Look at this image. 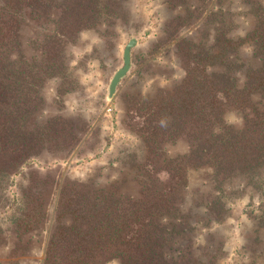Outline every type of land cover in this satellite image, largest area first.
I'll return each mask as SVG.
<instances>
[{
  "label": "trees",
  "instance_id": "16d2710c",
  "mask_svg": "<svg viewBox=\"0 0 264 264\" xmlns=\"http://www.w3.org/2000/svg\"><path fill=\"white\" fill-rule=\"evenodd\" d=\"M198 1L197 6L166 0L175 14L156 43L174 46L181 79L152 94L129 96L125 122L145 150L144 161L133 164L137 196L124 194L117 181L60 189L43 264H184L186 251L167 259L178 225L164 219L177 211L187 172L209 167L219 184L234 178L252 183L264 170V0H236L249 27L239 36L231 34L239 15L231 10L233 0ZM122 2L0 0V178L42 152L79 141L65 118L40 119L41 93L48 80L66 74L68 48L81 32L126 18ZM199 21L198 42L179 36L180 29ZM31 23L49 29L32 32L24 43L22 28ZM25 46L35 53L27 55ZM243 48L250 57L242 58ZM230 112L241 124L226 120ZM178 141L187 152L169 157L165 147ZM25 201L37 224L41 203ZM28 224L19 228L29 231ZM257 225L264 229V218ZM240 249L248 264H264L253 256L264 250L259 236Z\"/></svg>",
  "mask_w": 264,
  "mask_h": 264
},
{
  "label": "rangeland",
  "instance_id": "374dc122",
  "mask_svg": "<svg viewBox=\"0 0 264 264\" xmlns=\"http://www.w3.org/2000/svg\"><path fill=\"white\" fill-rule=\"evenodd\" d=\"M189 3L198 6L201 2ZM233 3L231 10L239 15L231 34L239 36L249 27L242 8L236 0ZM122 7L125 19L81 32L68 48L66 74L44 84L40 119L65 118L79 141L60 151L42 152L0 178V264H43L58 191L63 187L109 186L117 181L124 194H138L133 164L144 161L145 150L125 122L129 96L142 97L156 88L169 87L181 79L183 71L174 46L156 47L164 23L175 14L166 0H124ZM48 29L35 23L23 26V42L32 32ZM202 29L200 21L191 23L180 29L179 36L198 42ZM131 38L137 44L131 50L130 70L108 99L110 80L122 66V52ZM25 52L35 53L28 46ZM240 55L248 58L250 50L243 48ZM226 120L241 124L240 116L232 112ZM165 148L172 158L187 152L182 141ZM252 180L234 178L218 184L211 168L190 169L187 186L177 197V211L164 219L178 225L172 235L175 243L165 252L167 259L176 260L178 251H186L189 256L183 258L184 264H248L241 245H251L256 236L264 242V229L258 231L257 225L264 218V170ZM26 198L41 203L37 224L32 223L35 218L27 211ZM26 221L29 231L23 232L19 226ZM256 254L264 262V250H256L253 256Z\"/></svg>",
  "mask_w": 264,
  "mask_h": 264
},
{
  "label": "water",
  "instance_id": "95a60500",
  "mask_svg": "<svg viewBox=\"0 0 264 264\" xmlns=\"http://www.w3.org/2000/svg\"><path fill=\"white\" fill-rule=\"evenodd\" d=\"M137 40L131 38L124 46L122 52V66L112 76L108 86V99H112L121 79L125 77L131 67V50L136 46Z\"/></svg>",
  "mask_w": 264,
  "mask_h": 264
}]
</instances>
